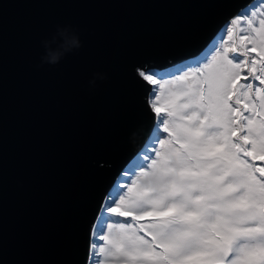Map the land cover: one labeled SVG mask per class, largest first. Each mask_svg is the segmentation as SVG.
Wrapping results in <instances>:
<instances>
[{
    "label": "water",
    "instance_id": "95a60500",
    "mask_svg": "<svg viewBox=\"0 0 264 264\" xmlns=\"http://www.w3.org/2000/svg\"><path fill=\"white\" fill-rule=\"evenodd\" d=\"M249 1L0 0V264H84L98 205L154 129L138 71L196 55ZM58 28L81 46L42 64Z\"/></svg>",
    "mask_w": 264,
    "mask_h": 264
},
{
    "label": "snow or ice",
    "instance_id": "6c2138e0",
    "mask_svg": "<svg viewBox=\"0 0 264 264\" xmlns=\"http://www.w3.org/2000/svg\"><path fill=\"white\" fill-rule=\"evenodd\" d=\"M225 28L232 46L213 42L188 71H138L157 135L98 205L84 264H264V0Z\"/></svg>",
    "mask_w": 264,
    "mask_h": 264
},
{
    "label": "trees",
    "instance_id": "16d2710c",
    "mask_svg": "<svg viewBox=\"0 0 264 264\" xmlns=\"http://www.w3.org/2000/svg\"><path fill=\"white\" fill-rule=\"evenodd\" d=\"M252 3H254V0H252L251 2H249L248 5H246L245 7H243L240 10V12H238L237 14L243 13L246 9H248L250 7V5ZM235 16H233L231 19H233ZM231 19H230V21H231ZM230 21H228L229 23L228 22L227 23L230 24ZM223 26H225V24H222L214 32V34L212 35V37L210 38V40L208 41V43L206 44V46L203 48V50H202L201 53L205 52L206 49L214 42V40L217 39V34H218L219 30ZM233 27L236 30V32L239 33L241 26H233ZM222 37H224L223 42H222L221 39L216 40V42L218 41L219 44H222L223 43V46L224 47H231L232 44H233V41L228 39V33L226 32L225 34H222ZM233 40H235V43L237 45H239L240 42H239V39L236 36L233 37ZM213 52H214V49H213ZM201 53H199V54H201ZM199 54H197V55H199ZM208 55H209V59H210L211 58V53H209ZM252 55H255V53H252ZM193 57H195V56H193ZM193 57H190V58L186 59L181 64L180 63H177L176 64V69L177 68H180V69L183 70L185 68L184 65L186 63H189ZM159 70L162 71L163 69H160L159 68ZM176 73H179V72H176ZM258 83L259 82H257V84ZM156 135H157L156 134V130L154 128V130L152 131L150 137L148 138V140L146 141V143L144 144V146L141 148V150L138 152V154L129 162V164L126 166V168H124V170L119 174V176H118L116 182L114 183L112 189L109 191L108 195L105 197V200H107V198H108L109 195L115 196L117 193H119V195H123L124 194L123 192H120L119 191V186L122 185V184L131 183V180H129L128 176H126L125 173H128L129 175H131L132 178H134V179L139 176L138 173H140V169H139V167H137V165L142 163L143 154L145 153V150L146 149H150L152 147V143H153V140L155 139ZM162 138H166V135L164 137H162ZM156 146H157V148L159 147V141L158 140H156ZM256 163L261 164V166H264V161H256ZM125 191H126V189H125ZM116 198L118 199L119 196L116 195ZM110 222H112L113 224H115L117 222H123V218H120V220L118 221L117 218L111 217L110 218ZM129 222H131V219L130 218H129ZM106 230H107V228H106Z\"/></svg>",
    "mask_w": 264,
    "mask_h": 264
},
{
    "label": "clouds",
    "instance_id": "9594fccd",
    "mask_svg": "<svg viewBox=\"0 0 264 264\" xmlns=\"http://www.w3.org/2000/svg\"><path fill=\"white\" fill-rule=\"evenodd\" d=\"M252 0H250L249 2H251ZM248 2V3H249ZM248 3L246 4V5H248ZM246 5H244L243 7H245ZM243 7H241L238 11H237V13L238 12H240V10L243 8ZM236 13V14H237ZM236 14H234L233 16H235ZM232 16V17H233ZM231 17V18H232ZM231 18H229L225 23H223V24H226ZM222 25V24H221ZM220 25V26H221ZM219 26V27H220ZM218 27V28H219ZM217 28V29H218ZM57 32H58V35H60L62 38H63V40H62V43L59 45V47L57 48V49H51V48H49L48 47V42L47 41H45V42H43L44 43V46H45V49H46V52H45V54L41 57V63L43 64V63H48V64H56V63H58L59 61H60V59L63 57V55H65L67 52H69V51H71V50H73V49H76V48H79L81 45H80V41H79V38H78V36H77V34L75 33V32H72V31H70V29L69 28H58L57 29ZM212 37V36H211ZM210 37V38H211ZM203 50V49H202ZM202 50L199 52V53H201L202 52ZM199 53H197V54H199ZM196 54V55H197ZM196 55H192V56H189V57H187V58H185V59H183V60H181V61H179V62H176V63H174V64H172V65H169V66H167V67H173V66H175L177 63H182V62H184L186 59H188V58H190V57H193V56H196ZM165 68V67H164ZM164 68H160V69H164ZM152 69H156V70H159V68H157V67H155V66H153V67H151V68H149V70H152ZM165 69H168V68H165ZM101 79H103L104 77H100ZM90 83H94V81H90ZM150 89H151V85H150ZM150 91V90H149ZM150 105V104H149ZM150 107H151V105H150ZM155 114V113H154ZM154 130V129H153ZM152 133V132H151ZM151 135V134H150ZM150 135H149V137H150ZM148 137V138H149ZM148 138H147V140H148ZM146 140V141H147ZM146 141H145V143H146ZM144 143V144H145ZM144 146V145H143ZM142 146V147H143ZM132 160V159H131ZM130 160V161H131ZM129 161V162H130ZM129 164V163H128ZM120 174V173H119ZM119 176V175H118ZM118 178V177H117ZM117 178H116V180H117ZM116 180H115V182H116ZM114 182V183H115ZM114 185V184H113ZM113 185H112V187H113ZM112 187H111V189H112ZM110 189V190H111ZM109 190V191H110ZM109 193V192H108ZM108 195V194H107ZM106 195V196H107ZM105 196V197H106ZM104 200H105V198H104Z\"/></svg>",
    "mask_w": 264,
    "mask_h": 264
},
{
    "label": "rangeland",
    "instance_id": "374dc122",
    "mask_svg": "<svg viewBox=\"0 0 264 264\" xmlns=\"http://www.w3.org/2000/svg\"><path fill=\"white\" fill-rule=\"evenodd\" d=\"M230 21V20H229ZM229 23V22H228ZM228 23H226V24H228ZM225 24V25H226ZM227 32V30H226V28H225V26H223L220 30H219V32H218V34H217V39H215L214 40V42H216V40H219L220 39V37L222 36V34H225ZM223 39H224V37H223ZM223 39H221L222 40V42H223ZM217 43V46L218 47H221V48H223L224 46H223V43L222 44H219V42L217 41L216 42ZM215 51V50H214ZM165 68H168V69H165ZM162 71L161 70H156V69H152V70H155V71H157V72H159L158 74L159 75H161L164 79H171V77L170 76H167L166 75V73H168V72H174L175 74H177V75H179L180 73H176V65L175 66H173V67H165ZM184 71H188V68H184L183 69ZM152 87V86H151ZM149 93V92H148ZM150 106V105H149ZM159 106V105H158ZM151 108V107H150ZM155 128V127H154ZM156 130V129H155ZM156 134H157V132H156ZM162 138V137H161ZM132 159V158H131ZM126 168V167H125ZM139 174V173H138Z\"/></svg>",
    "mask_w": 264,
    "mask_h": 264
}]
</instances>
